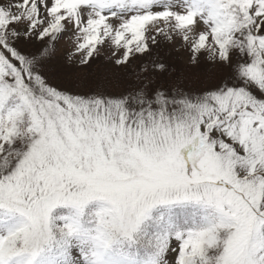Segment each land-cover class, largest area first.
Returning <instances> with one entry per match:
<instances>
[{
	"label": "snow or ice",
	"instance_id": "6c2138e0",
	"mask_svg": "<svg viewBox=\"0 0 264 264\" xmlns=\"http://www.w3.org/2000/svg\"><path fill=\"white\" fill-rule=\"evenodd\" d=\"M0 264H264V0H0Z\"/></svg>",
	"mask_w": 264,
	"mask_h": 264
},
{
	"label": "rangeland",
	"instance_id": "374dc122",
	"mask_svg": "<svg viewBox=\"0 0 264 264\" xmlns=\"http://www.w3.org/2000/svg\"><path fill=\"white\" fill-rule=\"evenodd\" d=\"M59 52L57 53V63L62 65L65 45L63 42L59 45ZM162 55L169 58L170 63L177 73H184L187 66V56L177 55L166 50ZM110 72L109 67L105 64L103 59L97 61L91 68L74 69L71 67H60L57 72L59 82L64 83L69 87L73 86H94L102 82Z\"/></svg>",
	"mask_w": 264,
	"mask_h": 264
}]
</instances>
